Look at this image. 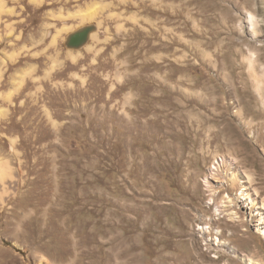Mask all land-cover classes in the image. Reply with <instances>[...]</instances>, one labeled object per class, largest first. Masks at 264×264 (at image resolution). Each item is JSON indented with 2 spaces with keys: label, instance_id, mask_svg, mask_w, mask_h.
<instances>
[{
  "label": "rangeland",
  "instance_id": "rangeland-1",
  "mask_svg": "<svg viewBox=\"0 0 264 264\" xmlns=\"http://www.w3.org/2000/svg\"><path fill=\"white\" fill-rule=\"evenodd\" d=\"M0 4V264H264V0Z\"/></svg>",
  "mask_w": 264,
  "mask_h": 264
},
{
  "label": "bare ground",
  "instance_id": "bare-ground-1",
  "mask_svg": "<svg viewBox=\"0 0 264 264\" xmlns=\"http://www.w3.org/2000/svg\"><path fill=\"white\" fill-rule=\"evenodd\" d=\"M0 6L2 7V8H5L4 7V5L3 4H0ZM87 12V11H86ZM83 13H84V11H83ZM83 13H80V18L82 19V21H84V20H86L87 19V17L89 16V17H92V14H91V12L90 11H88L87 12V14H83ZM70 28H64L63 29V31H68ZM60 32H62V31H60ZM60 32H58V33H60ZM87 32V31H86ZM57 33V34H58ZM59 35V34H58ZM82 37H83V33H81L80 34V32H77V33H74L73 35H70V37L68 38V45H69V47H70V44H71V46L72 47H76V44L79 42V41H81V40H79V39H82ZM57 39V38H56ZM54 41V40H53ZM53 43V42H52ZM86 43V42H85ZM55 44V43H54ZM53 45V44H52ZM91 48V47H90ZM89 48V50H91ZM87 50H88V48H87ZM13 59V58H12ZM1 168V174H3V176L2 177H5V176H7L9 173L5 170V167H3V166H1L0 167ZM236 177V176H235ZM235 181V180H234ZM243 192V191H242ZM243 194V193H242ZM230 200V199H229ZM235 201V200H234ZM238 201V200H237ZM232 206H234V205H232ZM249 206V205H248ZM252 206V205H251ZM236 215H237V213H235ZM232 219H235V217H232ZM237 220V219H236ZM262 220H264V218L262 217ZM238 221V220H237ZM262 222V221H261ZM240 224V223H239ZM257 228V227H256ZM204 228H203V235H204ZM257 231H260L262 234L264 233V222L261 224H259L258 225V230ZM207 232V231H206ZM206 234V233H205ZM221 237V236H220ZM218 240V242H219V245H222V246H224V247H226L227 246V243L226 242H224V241H222L221 239H217ZM229 247L230 248H232V246L231 245H229ZM234 253H236L237 251H236V249H233L232 250Z\"/></svg>",
  "mask_w": 264,
  "mask_h": 264
},
{
  "label": "water",
  "instance_id": "water-1",
  "mask_svg": "<svg viewBox=\"0 0 264 264\" xmlns=\"http://www.w3.org/2000/svg\"><path fill=\"white\" fill-rule=\"evenodd\" d=\"M87 31V32H86ZM81 33H83V37H82V39H79V40H81V41H79L77 44H76V46L77 47H80L81 45H83L85 42H86V38H88V36H89V30H84V31H82V32H80V34ZM70 46H71V44H70Z\"/></svg>",
  "mask_w": 264,
  "mask_h": 264
}]
</instances>
